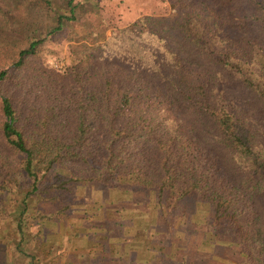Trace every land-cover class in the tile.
I'll use <instances>...</instances> for the list:
<instances>
[{
	"label": "trees",
	"instance_id": "1",
	"mask_svg": "<svg viewBox=\"0 0 264 264\" xmlns=\"http://www.w3.org/2000/svg\"><path fill=\"white\" fill-rule=\"evenodd\" d=\"M65 1L43 34L0 37V216L14 217L17 254L38 258L23 240L67 218L84 183L149 204L161 249L182 205L264 264V0H159L166 10L100 39L99 2ZM41 3L0 0V32ZM72 22L90 35L46 68L45 40ZM120 215L98 209L88 226L118 228Z\"/></svg>",
	"mask_w": 264,
	"mask_h": 264
},
{
	"label": "rangeland",
	"instance_id": "2",
	"mask_svg": "<svg viewBox=\"0 0 264 264\" xmlns=\"http://www.w3.org/2000/svg\"><path fill=\"white\" fill-rule=\"evenodd\" d=\"M48 4L41 3L37 8H31L24 23L11 24L0 32V37L19 39L21 44L29 36H39L54 21L57 12L68 13V6L65 0H47ZM100 6V15L104 17L96 34L97 39L104 38L109 34L110 28L133 18L140 11L145 9L153 11H164L167 5L159 0H97ZM82 6L88 9L90 4L85 2ZM84 27L77 22H72L63 27L60 35H53L45 40L42 55L38 59L46 68L61 69L73 58L71 49L72 39L76 35L84 34ZM86 35L90 33L86 32ZM74 39V38H73ZM140 199L131 198L124 191L106 192L98 185L78 184L70 200V215L64 220L49 224L35 239L23 240V247L36 251V259L31 264H81V259L90 253H96L99 249L98 241H92L93 235L98 237L101 226H88L90 221L87 217L97 216V211L103 212L109 218L119 220L123 214V224L118 228H111L121 237L128 241L142 245L148 244L152 247L150 252L153 258L161 251L166 253L160 264H172L177 262H194L202 264H248L244 257L238 252L232 235L216 233L211 235L213 230L205 223L202 212L192 213L190 209L179 205L177 211L183 214L175 216V223L172 233L176 238L171 250L161 249L154 222L152 209L149 204L140 203ZM110 202V203H109ZM112 202V203H111ZM123 208L118 211V209ZM191 213V214H190ZM13 215L10 219L0 216V248L5 256L6 264H28V259L17 254L13 247L18 237L13 227ZM99 220L104 219L98 215ZM95 221V220H93ZM104 221V220H103ZM113 221V220H112ZM96 222V221H95ZM152 227V228H151ZM162 230L158 228L157 231ZM93 231V232H92ZM151 233V234H150ZM187 238V241L185 240ZM125 242L127 240H124ZM98 246V247H97ZM182 249H187L182 252ZM149 252V253H150ZM1 256V255H0ZM172 256H175L172 259ZM4 262V260L2 261ZM1 264V263H0ZM156 264H158L156 262Z\"/></svg>",
	"mask_w": 264,
	"mask_h": 264
},
{
	"label": "crops",
	"instance_id": "3",
	"mask_svg": "<svg viewBox=\"0 0 264 264\" xmlns=\"http://www.w3.org/2000/svg\"><path fill=\"white\" fill-rule=\"evenodd\" d=\"M98 230H100L97 234L98 237L95 238L93 235H90V237L93 238L92 241H98L100 247L96 253H90V255L83 257L80 261L81 264H156L153 254L150 252L152 247H149L148 244L136 245V243L129 242L128 237L124 239L127 240L125 242L115 231L105 228H98ZM3 246H1V250ZM1 250L0 263L6 264L5 256L2 255ZM182 250L184 252L187 249ZM3 260L4 262H2ZM172 264H176V262ZM177 264L190 263L183 261L181 263L177 262ZM193 264L200 263L194 262Z\"/></svg>",
	"mask_w": 264,
	"mask_h": 264
}]
</instances>
